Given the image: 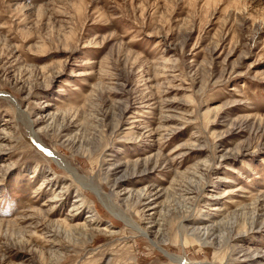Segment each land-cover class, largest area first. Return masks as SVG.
I'll return each instance as SVG.
<instances>
[{
	"label": "rangeland",
	"instance_id": "obj_1",
	"mask_svg": "<svg viewBox=\"0 0 264 264\" xmlns=\"http://www.w3.org/2000/svg\"><path fill=\"white\" fill-rule=\"evenodd\" d=\"M0 137V264H264V0H0Z\"/></svg>",
	"mask_w": 264,
	"mask_h": 264
},
{
	"label": "bare ground",
	"instance_id": "obj_2",
	"mask_svg": "<svg viewBox=\"0 0 264 264\" xmlns=\"http://www.w3.org/2000/svg\"><path fill=\"white\" fill-rule=\"evenodd\" d=\"M6 121H9V120H6ZM1 138V137H0ZM4 139V138H3ZM0 148H2V147H0ZM59 163V162H58ZM2 170V169H1ZM0 170V171H1ZM69 171V170H68ZM1 174V173H0ZM79 178V177H78ZM81 181V180H80ZM85 183V182H84ZM88 184H89V182H88ZM87 187H90V190H93V191H96L98 194H99V192L97 191V189H94V187L93 186H91V184H89ZM99 196L101 197V198H104L103 196H101L100 194H99ZM55 199L57 198L56 196L54 197ZM105 199V198H104ZM82 206H83V199L80 197V195H76V198L74 199V201H73V204H72V206L70 207V211H72V212H75V214H76V212H78L81 208H82ZM106 206H108V209H113V207H112V205H109V204H107L106 203ZM52 207V206H51ZM38 211V210H37ZM50 211V210H49ZM49 211H46V214H48L49 213ZM36 213V212H35ZM74 216V215H73ZM118 216H120L121 217V219H123V220H125L126 222H129L130 223V225H131V227L132 228H134L135 230H137V231H139V233H142V235H144V236H148V233H151V231L156 227L155 225H157V229L155 230V232H154V237H155V239L156 238H164L165 237V233H164V230L162 229V227L165 225V224H156V223H154V225L153 226H151V227H153V228H151L149 231L150 232H148V231H146V230H144V229H141L139 226H137V225H135V224H133L131 221H128L127 219H125V217H123V216H121L120 214L118 215ZM163 218L165 217V216H162ZM45 219H46V217H44ZM87 218H90V220L89 221H85V223H82V224H80V225H78V224H71V223H68L67 221H65V219H62V220H58V221H55V222H53V224L52 225H54L55 227L53 228L54 229V234H50L51 235V237L52 238H54V239H57L58 238V233H59V230L60 231H64V232H67V233H69V232H71V231H76V232H79V233H81V234H87V232L89 231V229H90V225H91V223L93 222L92 221V218H93V215H87ZM162 218V219H163ZM44 219V220H45ZM161 219V220H162ZM165 220V219H164ZM163 220V221H164ZM48 222V221H47ZM52 222H50V224H51ZM197 223H199V222H197ZM52 227V226H51ZM46 230V229H45ZM193 231H194V233L196 232V236H198V239H204V240H210L211 238L210 237H215V236H213V235H216V234H214V230L212 229V228H209V227H207V226H205V225H198L195 229H193ZM51 232V231H50ZM49 233V231L47 232V234ZM46 235V234H45ZM216 238V237H215ZM219 239H221V238H219ZM53 240V239H52ZM157 240H154V242H152V243H155V245L157 244V242H156ZM220 241V240H219ZM157 246V245H156ZM176 260V259H175ZM185 262V260H182V259H180V260H178L177 259V263L178 264H185L184 263ZM187 264H192V263H187ZM199 264H206V262H200Z\"/></svg>",
	"mask_w": 264,
	"mask_h": 264
}]
</instances>
